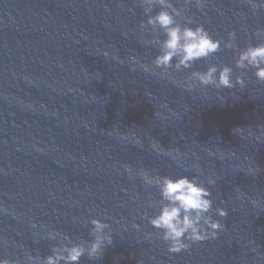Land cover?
I'll return each instance as SVG.
<instances>
[{
    "label": "water",
    "instance_id": "1",
    "mask_svg": "<svg viewBox=\"0 0 264 264\" xmlns=\"http://www.w3.org/2000/svg\"><path fill=\"white\" fill-rule=\"evenodd\" d=\"M171 2L223 44L235 32V47L163 76L139 0H0V258H46L67 243L50 231L91 242L100 219L113 243L80 264H264V83L235 67L240 51L264 43V7ZM213 64L246 86L188 91L191 72ZM141 169L205 182L224 229L170 254L144 218L161 197Z\"/></svg>",
    "mask_w": 264,
    "mask_h": 264
},
{
    "label": "clouds",
    "instance_id": "2",
    "mask_svg": "<svg viewBox=\"0 0 264 264\" xmlns=\"http://www.w3.org/2000/svg\"><path fill=\"white\" fill-rule=\"evenodd\" d=\"M193 2L199 9L207 5V0H185V4ZM139 3L148 16L146 23L141 22L140 29L144 31L150 28L153 39L148 43L159 46V54L152 61V67L159 69L161 75L169 76L171 69L176 72L190 70L197 61L208 60L222 50L221 40L214 39L203 25L192 27L196 21L188 18L184 9L175 7L171 0H139ZM249 3L253 8L258 6L253 0H249ZM259 6L264 7V0H261ZM156 7H159L160 11L151 15ZM160 33L165 37L163 40L160 39ZM235 38L236 33H230L229 40L223 47L233 49ZM141 67L144 71H150L148 65ZM235 67L242 72L254 69L257 80L264 83V43L249 45L240 51L235 59ZM233 72L230 66L213 64L206 71H192L184 84L188 91H194L198 85L230 90L238 84L243 89L246 86L243 75H238L234 83ZM152 147L154 150H160L158 143H154ZM166 154L171 155V152ZM124 170L129 174L133 172L128 165H124ZM138 174L146 185L159 189L161 198L149 203V207L157 209V214L151 217L145 214L144 218L157 231L158 237L168 245L170 254H179L189 250L192 244L216 238L224 229L225 226L219 220H214L209 215L213 210V200L212 192L205 186V182L198 181L195 177L190 179L188 176L172 178L151 175L143 169ZM207 183L215 185L216 181L209 179ZM216 214L221 218L228 216V212L223 208L216 209ZM90 224L92 240L88 243L73 244L69 236L50 231L49 239L61 238L67 243L53 247L51 254L43 259L39 255H29L28 264H80L85 255L89 260L97 259L105 248L112 245L113 239L108 223L92 219ZM132 227L139 231L138 225L133 224ZM0 264H11V261L0 258Z\"/></svg>",
    "mask_w": 264,
    "mask_h": 264
}]
</instances>
